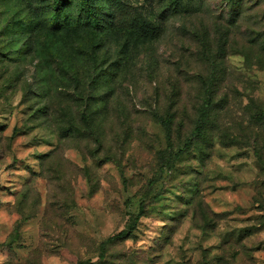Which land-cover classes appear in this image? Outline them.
Here are the masks:
<instances>
[{
    "label": "rangeland",
    "instance_id": "1",
    "mask_svg": "<svg viewBox=\"0 0 264 264\" xmlns=\"http://www.w3.org/2000/svg\"><path fill=\"white\" fill-rule=\"evenodd\" d=\"M76 2L0 0V264H264V0Z\"/></svg>",
    "mask_w": 264,
    "mask_h": 264
},
{
    "label": "trees",
    "instance_id": "2",
    "mask_svg": "<svg viewBox=\"0 0 264 264\" xmlns=\"http://www.w3.org/2000/svg\"><path fill=\"white\" fill-rule=\"evenodd\" d=\"M61 1L62 4H67L70 2V0H61ZM237 1L239 0H227V5L229 6L235 5ZM93 3L94 0H77L76 5L81 7V9H83L84 11L89 12L92 9Z\"/></svg>",
    "mask_w": 264,
    "mask_h": 264
}]
</instances>
